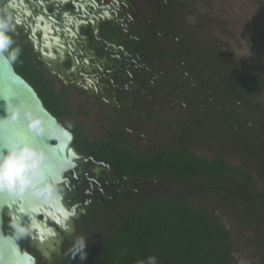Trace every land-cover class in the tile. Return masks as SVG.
<instances>
[{"label": "flooded vegetation", "instance_id": "1", "mask_svg": "<svg viewBox=\"0 0 264 264\" xmlns=\"http://www.w3.org/2000/svg\"><path fill=\"white\" fill-rule=\"evenodd\" d=\"M181 8V0H0V16L10 21L9 34L52 80L56 93L64 94L65 114L63 119L55 117L72 133L70 146L76 154L55 186L61 214L38 216L56 232V237L45 235L49 240L43 250L26 233L18 235L9 217L2 215L3 232L31 253L36 264L56 263L64 250L79 245L97 221L116 219L131 203L150 194V181L122 174L94 146L97 139L116 142L133 154L169 148L203 156L192 148V137L200 130L203 134L215 130L230 147L215 157L223 155L227 164L244 167L253 178L252 172L264 168V138L255 133L264 121V99L250 105L240 99L249 94L246 90L253 95L260 89L207 87L200 75L206 69L197 67L195 60L210 67L209 54L201 52L195 33L186 28ZM41 55L64 58L45 61ZM72 94L78 96V107L95 110L92 122L98 133L90 135L81 121L90 109L81 115L68 109ZM175 103L182 111L174 110ZM78 132L91 144H85ZM237 147L252 164L228 163L230 150ZM156 182L162 184V180ZM205 189L243 194L226 186L187 193L191 197ZM56 218L64 219L66 225Z\"/></svg>", "mask_w": 264, "mask_h": 264}, {"label": "trees", "instance_id": "2", "mask_svg": "<svg viewBox=\"0 0 264 264\" xmlns=\"http://www.w3.org/2000/svg\"><path fill=\"white\" fill-rule=\"evenodd\" d=\"M20 47L21 55L12 63L15 71L33 86L44 106L54 116L63 119L65 107L61 97L64 94L56 93L52 80L34 64L32 55ZM245 66L247 68L240 81L228 86L236 85L244 91L247 87L260 89L262 92L264 77L254 72L259 67ZM246 92L251 93L250 90ZM78 136L84 138L85 144L90 143L81 132ZM93 143L122 174L149 180L150 185L162 177L178 181L212 179L217 184L215 187L198 184L195 191H199L221 187V181L228 182L233 176L251 187L255 186L254 178L244 167L227 164L223 155L208 159L169 148L141 155L133 154L113 141L97 139ZM181 191L158 197L144 195L139 203L130 205L127 211L114 219L116 225L108 235L85 244L83 259L79 253L76 254L78 245L64 250L56 264H138L139 260L151 255L157 257L158 264H236L232 255L235 248L231 231L221 224L212 208L193 207L188 193L184 188Z\"/></svg>", "mask_w": 264, "mask_h": 264}, {"label": "rangeland", "instance_id": "3", "mask_svg": "<svg viewBox=\"0 0 264 264\" xmlns=\"http://www.w3.org/2000/svg\"><path fill=\"white\" fill-rule=\"evenodd\" d=\"M181 3L183 13L180 16L187 24L186 28H191L195 33V42L201 44L199 48H203L201 52L206 51L209 54L210 67L195 60L197 67L206 69L201 70L200 75L208 84L207 87L213 89L216 88L215 84L219 86L225 83L227 85L237 84L247 64L259 67V69H254V72L264 76V0H181ZM58 88L56 83V89ZM262 98L264 99L263 92L240 97L249 105L250 102L262 103ZM77 99V94L71 95L68 109L81 115L82 111H88L90 108L88 105L78 107ZM178 106L179 104L175 103L174 110L180 108L182 111L181 107L177 108ZM89 113L88 117L81 116L80 118L91 135L94 132L98 133V130L92 122L95 110ZM260 125L261 129H257L255 133L262 140L264 121ZM214 126L217 127V125ZM231 132L229 134L232 135L233 132ZM192 138L194 140L192 148L208 159L214 158L225 148L230 149L226 145V139H223L221 133L215 130L211 134H203L200 130ZM230 152L232 153L227 157L228 163L248 162L252 164L240 148L237 147L236 150L232 149ZM252 175L256 179L255 186L252 187L232 177H229L228 182L221 181L227 189L239 191L243 193L242 196H235L230 192L214 193L205 189L194 193L189 198L193 207L201 205L212 208L221 224L231 231L235 248L232 255L236 264H264V168L256 169ZM160 180H162L161 185V182H156L147 189L152 197L177 193L183 188L186 193L193 192L198 184L214 187L217 185L212 179L203 180L202 178L179 183L166 177ZM116 215L119 216L118 212ZM115 225L114 219L97 221L91 230L83 234V238H86L85 244L108 235ZM53 264L56 263L53 262Z\"/></svg>", "mask_w": 264, "mask_h": 264}, {"label": "water", "instance_id": "4", "mask_svg": "<svg viewBox=\"0 0 264 264\" xmlns=\"http://www.w3.org/2000/svg\"><path fill=\"white\" fill-rule=\"evenodd\" d=\"M41 57L45 61L49 58L61 61L64 55ZM72 140V133L44 106L33 86L15 71L12 63L0 61V145L25 143L42 154L36 169L38 190H30L24 199L15 202L0 198V264H36L31 253L22 249L12 235L3 232V213L11 222L24 226L25 233L37 240L42 250L49 240L46 234L56 237L46 219L38 216L61 214L58 209L60 194L55 186L76 156L70 146ZM56 219L60 225H66L64 219ZM40 264L53 262L43 260Z\"/></svg>", "mask_w": 264, "mask_h": 264}, {"label": "clouds", "instance_id": "5", "mask_svg": "<svg viewBox=\"0 0 264 264\" xmlns=\"http://www.w3.org/2000/svg\"><path fill=\"white\" fill-rule=\"evenodd\" d=\"M10 32L9 19L0 16V61L14 63L20 57L22 49L16 44ZM68 127L71 128V123ZM41 158V153L25 143L0 145V198L5 202H15L24 199L30 190H38L36 169ZM10 227L21 236L26 232L25 227L18 222H11ZM85 240L86 238H80L76 252L80 254L81 259L85 256ZM138 264H158V260L156 256L151 255L139 260Z\"/></svg>", "mask_w": 264, "mask_h": 264}, {"label": "snow or ice", "instance_id": "6", "mask_svg": "<svg viewBox=\"0 0 264 264\" xmlns=\"http://www.w3.org/2000/svg\"><path fill=\"white\" fill-rule=\"evenodd\" d=\"M26 215V214H25Z\"/></svg>", "mask_w": 264, "mask_h": 264}]
</instances>
